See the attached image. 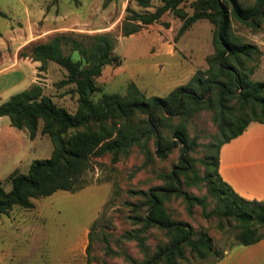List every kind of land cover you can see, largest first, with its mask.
Wrapping results in <instances>:
<instances>
[{
	"label": "trees",
	"instance_id": "obj_1",
	"mask_svg": "<svg viewBox=\"0 0 264 264\" xmlns=\"http://www.w3.org/2000/svg\"><path fill=\"white\" fill-rule=\"evenodd\" d=\"M131 1L143 10L127 6L122 27L125 36L160 23L167 12L183 20L179 35L198 20L214 22V53L207 59V69L197 70L185 84L163 97L147 96L131 82L125 95L104 92L95 100L99 89L96 80L105 66L121 63L112 34L58 33L26 47L28 50L22 55L40 61L41 70L53 61L66 71L62 83L73 85L78 106L70 112L44 94L38 84L0 103V118L9 116L11 125L28 130L31 138L36 136L42 121V132L50 136L54 145L50 157L35 159L27 172L11 175V190L7 191L0 181V215L15 206L32 208L34 199L58 190L75 192L84 188L85 175L93 168L95 157L110 154L116 163L138 147L151 162L154 157L166 159L180 147L185 153L165 177L164 186L130 191L140 195L138 207L144 213L141 220L145 231L154 227L167 236L153 256L140 264H187V250L194 258L205 260L204 264L215 263L237 245L264 239V199L241 196L219 172L221 147L243 134L251 123L264 124V80L253 78L263 51L233 29L234 20L260 29L264 23V0L252 4L241 0H193L192 14L181 6L186 0H165L153 11L149 9L152 0ZM164 24L169 26L168 22ZM203 109L213 112L217 131L206 144L202 172L186 153L200 145L197 136L189 135L187 124ZM200 183L210 194L209 201L207 195L197 196L182 186ZM171 197H181L190 212L196 205L201 206L204 216L218 219V227L233 234L235 242L229 249L218 250L208 233L198 234L188 222L172 215L166 206ZM138 237L147 252L145 238Z\"/></svg>",
	"mask_w": 264,
	"mask_h": 264
},
{
	"label": "rangeland",
	"instance_id": "obj_2",
	"mask_svg": "<svg viewBox=\"0 0 264 264\" xmlns=\"http://www.w3.org/2000/svg\"><path fill=\"white\" fill-rule=\"evenodd\" d=\"M164 1L152 0L149 9L155 10ZM192 1L181 3L189 14L193 13ZM241 1L252 4L256 0ZM128 5L143 10L131 0H0V10L5 14L0 13V69L20 62L27 77V81L12 88L2 102L38 84L55 103L70 112L76 111L78 102L73 85L62 83L66 71L53 61L41 70L40 61L22 55L28 50L26 47L58 33L89 36L109 33L116 39L115 52L121 63L105 66L96 80L99 89L94 94L95 100L104 92L125 95L131 82L147 96L163 97L176 86L185 84L197 70L207 69V59L214 53V22L198 20L179 35L183 20L167 12L160 23L144 26L139 32L125 36L122 27ZM233 29L242 39L257 44L263 51L253 78L264 80V23L260 29H252L234 20ZM20 73L15 69L5 72L2 83L18 79ZM251 125L263 126L257 122ZM42 128L40 121L36 136L31 138L28 130L12 126L9 116L0 118V181L7 191L12 187L10 177L13 173L27 172L33 160L52 154L53 142ZM187 131L190 136H197L200 145L186 155L203 172L206 144L217 131L213 112L208 109L197 112L188 121ZM184 153L177 147L166 159L154 157L150 162L135 147L116 163L112 162L110 154L95 157L93 168L85 175L84 188L75 192L58 190L50 196L34 199L32 208L15 206L0 215V264L145 262L167 236L154 227L145 231L141 220L144 213L138 207L140 195L130 191L164 186L165 177L178 166ZM200 184L182 186L197 196L207 195L209 201L210 194L202 186L204 184ZM166 206L176 219L188 222L198 234L208 233L218 250L229 249L235 242L233 234L218 227V219L204 216L201 206L196 205L190 212L181 197H171ZM138 235L145 238L147 252L140 245ZM187 256V264L205 262L194 258L188 250Z\"/></svg>",
	"mask_w": 264,
	"mask_h": 264
},
{
	"label": "crops",
	"instance_id": "obj_3",
	"mask_svg": "<svg viewBox=\"0 0 264 264\" xmlns=\"http://www.w3.org/2000/svg\"><path fill=\"white\" fill-rule=\"evenodd\" d=\"M28 5L26 2L25 6ZM22 66L18 62L0 69V102L9 95L12 88L27 81ZM13 69L21 72L19 78L3 84L2 76ZM263 126L252 127L250 124L243 134L224 144L220 150L219 172L223 180L247 199H264ZM211 264H264V239L251 245H237L224 258Z\"/></svg>",
	"mask_w": 264,
	"mask_h": 264
}]
</instances>
